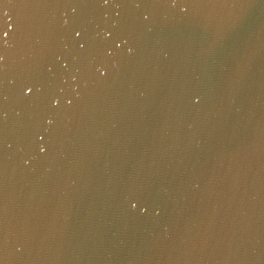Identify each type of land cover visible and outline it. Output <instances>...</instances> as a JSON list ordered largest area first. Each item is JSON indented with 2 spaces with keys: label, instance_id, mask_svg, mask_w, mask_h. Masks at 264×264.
<instances>
[{
  "label": "water",
  "instance_id": "1",
  "mask_svg": "<svg viewBox=\"0 0 264 264\" xmlns=\"http://www.w3.org/2000/svg\"><path fill=\"white\" fill-rule=\"evenodd\" d=\"M0 95H125L264 117V0H0Z\"/></svg>",
  "mask_w": 264,
  "mask_h": 264
}]
</instances>
